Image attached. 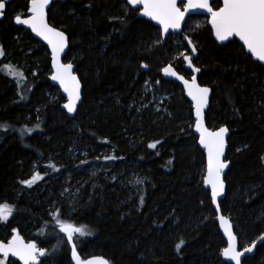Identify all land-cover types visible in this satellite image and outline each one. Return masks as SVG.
Listing matches in <instances>:
<instances>
[{
  "label": "trees",
  "instance_id": "obj_1",
  "mask_svg": "<svg viewBox=\"0 0 264 264\" xmlns=\"http://www.w3.org/2000/svg\"><path fill=\"white\" fill-rule=\"evenodd\" d=\"M29 1L10 0L0 20V204L14 207L0 222V240L3 231L16 229L47 249L43 264H73L58 216L90 232L74 237L82 258L230 264L221 257L226 243L203 185L205 159L192 132L191 104L161 70L171 64L190 77L183 58L174 59L178 49H188L183 36L189 37L198 82L212 89L206 124L229 129L219 205L244 248L264 234V65L235 39L218 44L200 15L189 16L180 34L163 41L159 28L126 0H57L48 20L68 36L64 61L74 65L82 84V101L68 117L64 97L48 79L47 48L15 22L26 16ZM6 65L23 72V79ZM23 84L29 86L25 98ZM150 86L172 93L167 109L149 101ZM80 152L86 159L104 154L90 179L78 171ZM45 162L50 175L21 190L31 168L41 173ZM6 264L19 263L9 258ZM242 264H264V241Z\"/></svg>",
  "mask_w": 264,
  "mask_h": 264
},
{
  "label": "snow or ice",
  "instance_id": "obj_2",
  "mask_svg": "<svg viewBox=\"0 0 264 264\" xmlns=\"http://www.w3.org/2000/svg\"><path fill=\"white\" fill-rule=\"evenodd\" d=\"M50 0H30L27 18L21 15L15 16L17 24L27 25L33 33L47 42L52 50V67L54 73L51 76L53 81H58L60 87L67 93L68 102L63 105L69 113L76 108V102L80 100V82L72 73V64L60 63V53L64 51L67 45V38L63 31L51 27L46 20L45 9L49 6ZM127 3L133 6L142 5L141 15L156 21L160 25V30L167 33L169 29H178L185 13L190 9H204L210 15V24L212 32L218 41H228L230 37H238L242 42V47L251 54L255 60L264 63V0H222V6L214 10L210 6V0H180L183 4V10L177 6V0H127ZM6 7L5 0H0V16ZM192 42L189 41V44ZM195 51V48H193ZM4 52L0 50V56ZM184 60L188 61V66L192 67L191 61L187 55ZM148 67V65H142ZM6 68L12 69L11 65ZM193 72H199V68H192ZM165 75L175 76L180 80L184 89L191 98L195 114V131L199 133V144L207 152V174L203 177V183L211 187V201L217 203V197L224 192V182L221 179V173L228 166L221 157L224 155L225 134L228 131L225 127H220L216 131H210L204 125V109L208 104L209 88L201 87L197 83L195 76L191 81L183 76L177 75L171 66L162 69ZM11 74L14 78L23 79V72L12 69ZM150 148H155V144H149ZM112 159V157H107ZM264 161V157H261ZM40 179L38 173L34 174L30 180L22 181L31 186L36 180ZM14 207L3 203L0 204V222H6L12 215ZM219 212V207H217ZM57 221L60 232L67 237V243L72 245V259L75 264H107L103 258H93L88 261H82L77 255L74 235L85 236L90 232L84 227H77L72 223L64 222L59 217H54ZM220 227L227 236V247L221 250V255L233 261L234 264H242V257L246 253H251L253 247H244L243 251L237 250V237L233 234L232 226L228 219L219 216ZM13 235L7 243L0 242V264H6L9 257L18 258L22 264H43L40 257L46 255L42 247L36 243H25L15 229ZM264 239V237H262ZM255 245V241H253ZM177 249L181 247L177 244Z\"/></svg>",
  "mask_w": 264,
  "mask_h": 264
},
{
  "label": "water",
  "instance_id": "obj_3",
  "mask_svg": "<svg viewBox=\"0 0 264 264\" xmlns=\"http://www.w3.org/2000/svg\"><path fill=\"white\" fill-rule=\"evenodd\" d=\"M9 1H10V0H5V3H8ZM55 1H57V0H50L49 6L45 9V11H46V20H47L48 24H49L51 27H54V26H52V25L49 23V20H48V9L50 8L51 4H52L53 2H55ZM215 1H218V2L220 3V6H219V7L222 6V0H210V6H212L211 4H212L213 2H215ZM29 2H30V1H29ZM126 3H127V0H126ZM184 3H187V0H184ZM179 4H181V3H180V0H177V6H178V7H180ZM127 5H128L130 8H132V9H137V10H138V16H139V17L148 20V21L151 22L153 25H155L156 27H158L159 30H160V25H159L156 21H153V20H151L150 18L141 15L142 10H143V6H142V5H136V6H133V5H130V4H128V3H127ZM28 6H29V3H28ZM219 7H218V8H219ZM180 8L183 10V4H182V6H181ZM218 8H216V9L213 8V9H214V10H218ZM2 11H3V14H4L5 9L2 10ZM29 15H30V13L28 12V9H27L26 16H24V17H22V18H27ZM193 15H200V16H203V17H205V18L207 19V25H208V27H209L210 30H211L212 38H213L218 44H225V43H227L229 40H231V39H235V40H237L239 43H241V45H242V42L239 40L238 37H230L228 41H218V40H216V38H215V36H214V34H213V32H212L211 24H210V22H209L210 19H211V17H210V15L207 13V11L204 10V9H190L188 12H186V13H185V17H184V19L181 21V25H180V27H179L178 29H169L167 33H163V32H161V30H160V35H161L162 40L164 41V40L167 38V36L170 35V34H180V33L182 32V28H183V26H184V23H185L186 19H187L189 16H193ZM2 18H3V15L0 16V20H1ZM18 25L21 26L22 28L26 29V30L29 32V34H30L33 38H35L36 40H38L41 44H43V45L47 48V51H48V53H49V58H50V70H51V74H50V76H49V78H48V79H49V82H50L52 85H54V86H56V87L58 88L60 94H61V95L64 97V99H65L64 104L67 103V102H68L67 93H65V92L63 91V89L60 87V84H59L58 81H53V80L51 79V76H52L53 73H54V69H53V67H52V50H51V48L49 47V45L47 44V42H46L45 40H43L41 37H39V36H37L35 33H33V32L31 31V29H30L27 25H23V24H18ZM54 28L57 29V30H59V31H62V30L58 29L57 27H54ZM64 33H65V32H64ZM65 36H66V38H67V45H66L64 51L60 53V63H62V64H69V63L72 64L71 62H68V61L65 62V61H64V56H65V54H66V52H67V50H68V46H69V44H68V36L66 35V33H65ZM183 37H184V41H185V43H186V45H187V47H188V49H189V52H190L189 54H187V56L189 57V60L191 61V64H192V67H189V66H188V63H189V62L186 61V60H184V57H183V62H184L183 69H184L186 72H189V73H190V77H188V78L185 77L182 73L178 72V71L174 68V66L171 65V64H167V65H165L163 68H165V67H167V66H171V67L173 68V70L177 73V75H179V76H183L185 79H187V80H189V81H191L192 77L195 76L196 79H197V83H198L201 87H208V88H209V96H208V104L206 105V107H205V109H204V125H205V127L208 128L210 131H216V130H218L220 127H225V128H227L226 126H220V127H218L217 129H211V128H209V127L207 126V124H206V111H207V109H208V107H209V105H210V100H211V95H212V89H211L209 86L201 85V84L198 82V73H199V72H193V70H192V68H197V67L193 64V60H194V59L196 58V56H197V50H196V48H195V46H194L193 43L189 44V41H191V40L189 39V37H187L186 35H184ZM193 48H195V51H193ZM244 50H245V52H247L246 49H244ZM247 53H248V52H247ZM248 54L251 56L250 53H248ZM251 58H252L254 61H257V60H255V58H253L252 56H251ZM257 62L260 63L261 65H264V63H261V62H259V61H257ZM72 66H73V67H72V73H73V75H75V76L77 77V79L79 80L77 74H76L75 71H74V65L72 64ZM163 68H162V69H163ZM161 77H162L163 79H165V80H168V81H174V82H176L177 84H179L180 87H181V89H182V92H183V94H184V97H185V98L188 100V102L191 104V108H192V117H193L192 132H193V134L196 136L198 147H199V148L203 151V153H204V159H205V174H204V176H205V175L207 174V152H206V150H205V149L199 144V133H197V132L195 131V114H194V109H193V106H192L191 98L188 97V95H187V93H186V91H185V89H184V85H183V83H182L180 80H178L175 76L165 75L164 72L161 70ZM79 82H80V80H79ZM81 101H82V84H81V82H80V100H78V101L76 102V108H75V110H74L73 112L69 113V112L67 111V109L63 107L64 104L62 105V109H63V111L65 112V114H66L68 117H73L74 114H75V112H76V110H77V107H78V105L81 103ZM227 129H228V128H227ZM228 136H229V129H228V131H227L226 134H225V148H224V155L221 157V159L224 160V161H226V163H227V165H228V166L224 169V171L221 173V179L223 180V182H224V176H225V174H226V172H227V170H228V167H229V162H228V160H226V153H227V139H228ZM203 185H204V187L208 190V192H209V197H210V200H211V187L205 185L204 183H203ZM224 195H225V182H224V192H223L220 196L217 197V203H216V204H213L212 201H211V205H212L213 210L215 211L216 221H217L218 227H219V229H220V231H221V233H222V235H223V237H224V239H225V243H226V246H225V247H227V244H228L227 236L224 234V231H223V229L220 227V222H219V216L222 215V216H224L226 219L229 220V222H230V224H231V226H232V223H231L230 219H229L225 214H223L222 211H221V209H220L219 202L223 199ZM217 207H219V212L217 211ZM15 230H16V229H15ZM58 230H59V227H58ZM232 231H233V227H232ZM16 232L20 235V237L24 240L25 243L34 242V243L37 244V242H36L35 240H26V239H25V238H24V237H23V236H22L17 230H16ZM59 232H60V230H59ZM60 233L63 234V235L65 236L64 233H62V232H60ZM233 234L235 235L234 231H233ZM12 235H13V232H12V234H11V236H10L9 239H11ZM235 236H236V235H235ZM262 237H264V234L260 235V236L255 240V245H253V243H251L249 246H247V247H253V251H252L251 253H246V254L242 257V259H243L244 257H246V256H251V255H253V253H254L256 247H257L258 245H260V244L264 241V239H262ZM9 239H8V240H9ZM65 239H66V242H67V237H66V236H65ZM8 240H7V241L0 240V242L7 243ZM67 244H68V243H67ZM37 246H38V247H42V246H39L38 244H37ZM68 247H69V256H70V259H71L72 263L75 264V261L72 259V245H69V244H68ZM42 248H44L45 251L47 252V249H46L45 247H42ZM76 250H77V248H76ZM237 250H238V251H243V248H239L238 241H237ZM77 255L80 257V259H81L82 261H88V260H91V259H93V258H103V259H105V260L107 261V264H110V262H109V260H108L107 258H105V257H103V256H100V255H93V256H88V257H86V258H82L81 255L79 254L78 250H77ZM45 256H46V255H45ZM45 256L40 257V261H41L42 259H44ZM0 257H2V256H0ZM221 257H222V259H223L224 261H226L227 263L234 264V262H233V261H230L228 258H226V257H224V256H222V255H221ZM9 258H12V259L16 260L19 264H22V262L19 261L18 258L11 257V256H10Z\"/></svg>",
  "mask_w": 264,
  "mask_h": 264
},
{
  "label": "rangeland",
  "instance_id": "obj_4",
  "mask_svg": "<svg viewBox=\"0 0 264 264\" xmlns=\"http://www.w3.org/2000/svg\"><path fill=\"white\" fill-rule=\"evenodd\" d=\"M207 20V19H206ZM179 41H180V43H181V40H178L177 41V43H179ZM0 50H2L3 51V48L1 47V45H0ZM190 52H189V49H178V52L175 54V60L177 59V58H183L185 55H187V54H189ZM1 57V56H0ZM175 64V63H174ZM33 74L35 73V70H33V72H32ZM22 88H23V91H21L20 92V94L23 96V98H25L24 96H26L27 95V92H28V88H29V86L28 85H25V84H23L22 85ZM150 89H151V98H150V100L149 101H152L153 100V103H155V104H157V106H158V108H159V106L160 107H164L165 109H167V103H169L170 102V100H171V95H172V93L171 94H169V93H161L159 90H158V88H156V89H153V87L152 86H150ZM182 91V90H181ZM176 96H178V95H176ZM165 100H167V101H165ZM163 109V108H162ZM186 122H187V120H186ZM192 122H193V119H192ZM72 153V156L73 155H75V150L74 151H72L71 152ZM80 155H81V157H82V160H81V166L78 168L79 170L78 171H83V175H85L88 179H90L94 174H95V172L97 171V169H99V168H101V166L103 165V160H104V158L102 157V155H104V154H100L99 152L97 153V154H93L92 156H90V157H88L87 159L85 158V153L84 152H80ZM32 170H33V172H32V174H31V176L29 177V178H27V179H25V180H30L31 178H32V176L34 175V174H36V173H38L39 174V176H40V179H38V180H36L35 182H37V181H39V180H41V179H43L46 175H50V173H49V169H48V165H47V163L45 162V163H43L42 164V172L41 173H39L38 171H35L34 170V168H31ZM25 180H23V181H25ZM84 181V180H83ZM34 182V183H35ZM34 183H32L31 184V186L34 184ZM30 186H28L27 184H25V183H21L20 184V189L21 190H26L27 188H29ZM75 191H76V188L74 187L73 188V191L72 192H70L69 194L70 195H72V196H74V194H75ZM66 197H68L67 196V194H66ZM52 209V208H51ZM48 210L49 212H48V216H52L53 215V210ZM65 222V221H64ZM57 223V222H56ZM57 226H58V224H57ZM13 230V229H12ZM12 230H11V233H6V231H3V235H4V238H3V240L4 241H6V240H8L9 238H10V236H11V234H12ZM58 230V229H57ZM27 233H28V235L29 236H33V232H31V229H29V230H27L26 231ZM50 231H49V233H47V235L48 236H50ZM74 237L76 238L77 236H76V234L74 235ZM30 239V238H29Z\"/></svg>",
  "mask_w": 264,
  "mask_h": 264
},
{
  "label": "flooded vegetation",
  "instance_id": "obj_5",
  "mask_svg": "<svg viewBox=\"0 0 264 264\" xmlns=\"http://www.w3.org/2000/svg\"><path fill=\"white\" fill-rule=\"evenodd\" d=\"M7 241V240H6ZM38 244V243H37ZM39 245V244H38ZM40 246V245H39ZM47 253V252H46Z\"/></svg>",
  "mask_w": 264,
  "mask_h": 264
}]
</instances>
